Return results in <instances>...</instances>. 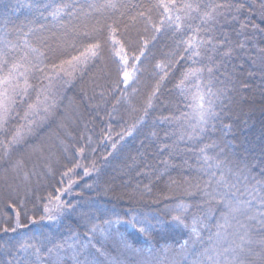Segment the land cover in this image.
Masks as SVG:
<instances>
[{"label": "trees", "instance_id": "16d2710c", "mask_svg": "<svg viewBox=\"0 0 264 264\" xmlns=\"http://www.w3.org/2000/svg\"><path fill=\"white\" fill-rule=\"evenodd\" d=\"M158 2L111 0L112 8L109 0H0V41L22 48L26 39L48 67L101 44L96 58L65 64L52 79L51 114L41 112L22 139L8 143L25 124L27 104L18 102L19 117L13 114L9 134L0 135V264H38L65 249L87 255L84 264L105 262L108 253L91 237L108 225L119 229L114 242L127 246L125 253L143 252L156 264H228L234 257V264H264V0H177L199 5L180 13L179 28L161 25ZM108 25L117 27L129 53L139 54L148 41L127 85ZM190 36L211 44L195 56L184 44ZM190 68L204 71L181 85ZM29 83L35 90L27 103H34L49 81L36 72ZM198 91L216 113L203 132ZM206 145L207 162L200 151ZM221 174L232 186L230 198L251 200L252 208L229 215L218 229L228 213L215 195L223 190L216 183ZM56 196L63 211L55 208ZM45 206L54 220L44 218ZM133 217L145 223L133 226ZM241 236L242 249L236 247ZM230 244L236 251L225 253Z\"/></svg>", "mask_w": 264, "mask_h": 264}, {"label": "snow or ice", "instance_id": "6c2138e0", "mask_svg": "<svg viewBox=\"0 0 264 264\" xmlns=\"http://www.w3.org/2000/svg\"><path fill=\"white\" fill-rule=\"evenodd\" d=\"M108 7L115 8L116 5L111 3L107 4ZM160 9H162L163 19H161V25L168 21L170 24L173 22L177 28L181 27V15L180 13H184L187 15L191 11H198L199 5L194 6L192 3H177V0H159L156 5ZM217 7H228L227 5L217 6ZM140 17L143 18L147 23L151 24L153 30L155 32H159L160 28H158L155 24H152L151 17L147 16L144 12L139 13ZM205 17L209 16V13L204 14ZM135 20V17L132 18ZM193 32L196 30L189 29ZM87 35V33H85ZM118 29L114 25H108V41L112 45V54L117 58V62L122 70V83L127 85L130 80L133 79L136 72L139 71L137 64L139 63L141 57L144 56V50L147 47L148 41L142 40L141 43L143 47L139 49V54H137L136 50H133L131 53L125 47L123 41L117 39ZM205 43L211 44V41H203L196 36H190L184 44L186 45V50L191 51L193 55L199 56V47ZM215 47V46H213ZM101 50V44L99 42L92 43L87 45L83 51L80 52L79 56H73L70 60L61 61L59 64H53L51 67L44 65V53L41 52L37 48H33L28 41L25 39L23 42L22 48L16 44H12L7 41H0V135H8L9 129L8 124L10 119L15 114L19 117V113H17L16 107L18 105L27 104V108L24 111L22 119L25 121V124L16 127L11 133V140L8 143L16 144L20 139H22L23 134L26 131H30L32 125L34 124V118L39 116L41 112L44 113L45 116L51 114V112L55 109L56 99L55 93L52 91L51 81L52 79L58 75L60 72L64 71L65 64L72 66L74 63L83 66L89 59H94L99 55ZM15 51H19L20 55L15 56L13 53ZM131 61V63H130ZM131 68V71H129ZM157 68L164 72V76L167 75V72L162 64H158ZM204 69L200 68H190L183 74V79L181 80V85H183L184 80L189 78H199V75L202 74ZM209 73H211V68L207 69ZM39 72L42 74V78L48 80V85L44 87H40L37 91V95L35 97L34 103H27L29 99V92L33 89V85L29 83V78L33 73ZM51 73V75L49 74ZM164 77L162 76L161 79ZM158 90V86H157ZM155 92L153 93V95ZM208 95H215L211 92V89H208ZM198 116L200 123V131L203 132L205 127L209 124L211 120L216 119V113L214 111L213 103L211 100L207 102V106H205V96L203 93L198 91ZM151 97H149V105H150ZM128 134H131L130 132ZM123 138V137H121ZM2 143V142H0ZM113 148L116 147L115 144L112 145ZM208 146L206 145L200 151L203 155V159L207 162L210 158L205 154ZM84 151L83 148L79 149V152L82 154ZM20 162H17V166H19ZM217 168H220V162L217 161ZM80 167V165H77ZM211 167V165H209ZM71 169L68 170L65 175L71 173ZM85 175H88V169H84ZM73 182L69 180L68 187H71ZM217 185L223 186L222 191H217L215 193L216 196H219L224 206L228 209V213L223 217L225 223L218 224V229H223L228 223V216L234 214H243L245 212L251 211L252 201L248 200H239L230 198L231 194V185L228 184L223 174L217 179ZM206 195H212L211 193H206ZM255 199V197H253ZM53 198H49V203H52ZM185 206L180 205L178 207L179 210H183ZM55 208L57 211H63L64 206L61 203L59 196L55 197ZM44 212L46 213L47 220H54L55 217L51 215L52 209L48 206H45ZM18 215V214H17ZM264 215V214H261ZM255 217H249V219H254ZM43 219V218H42ZM175 221H180V217L176 216L173 218ZM17 223H19L17 221ZM35 223V221H33ZM144 221L139 220L138 218H132L133 226L137 224H143ZM264 224V221H261ZM241 228H246V225H240ZM7 230V229H6ZM15 229H13L14 231ZM94 231V230H93ZM140 232H146L147 228L141 227L139 228ZM219 234V233H218ZM247 232H245V236ZM245 236L240 237V243L236 245L238 248H243L245 241ZM261 245L264 246V241H261ZM23 247V245H22ZM34 247V246H33ZM59 248V246H57ZM51 249L49 252L51 253ZM236 248L232 247L230 244L228 248L224 249L225 253H234ZM37 254L39 253V248L36 249ZM235 257L233 261L228 262V264H234ZM59 264V261H57Z\"/></svg>", "mask_w": 264, "mask_h": 264}, {"label": "rangeland", "instance_id": "374dc122", "mask_svg": "<svg viewBox=\"0 0 264 264\" xmlns=\"http://www.w3.org/2000/svg\"><path fill=\"white\" fill-rule=\"evenodd\" d=\"M119 236H120L119 229L116 226L108 225L105 228H103L101 231H96L94 235L91 237L92 240L95 241L96 243L97 241L101 242L102 246L105 248L104 251L102 249V252L108 253L104 255L105 262L98 261L99 264H152L151 261H154V259H156L153 256L148 257L143 252H142L143 254L135 253L139 251L125 253V249L127 248V246L117 245L114 242V239ZM107 245H111L118 252V254H114L109 250V248H106ZM99 251L101 252V250ZM86 258L87 255L84 256L83 258H80V253L72 252L71 250L65 249L55 253L53 256L50 257L48 261L47 260L42 261L39 262L38 264H57V261H59V264H78V261L84 264L86 263ZM170 260L174 262L176 261L175 259L172 258ZM154 264H156L155 261Z\"/></svg>", "mask_w": 264, "mask_h": 264}]
</instances>
